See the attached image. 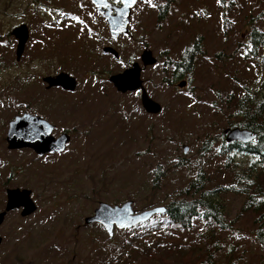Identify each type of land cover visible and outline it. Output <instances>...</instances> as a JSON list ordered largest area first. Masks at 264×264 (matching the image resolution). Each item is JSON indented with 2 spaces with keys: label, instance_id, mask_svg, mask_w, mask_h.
Instances as JSON below:
<instances>
[{
  "label": "rangeland",
  "instance_id": "rangeland-1",
  "mask_svg": "<svg viewBox=\"0 0 264 264\" xmlns=\"http://www.w3.org/2000/svg\"><path fill=\"white\" fill-rule=\"evenodd\" d=\"M20 25L29 37L15 61L10 32ZM252 30L264 32L261 0H142L131 10L128 34L116 42L85 0H0V212L7 189L30 190L36 206L28 217L21 210L6 214L0 264H103L106 257L138 259L150 247L161 253L193 247L207 231L202 222L180 230L155 215L109 237L84 219L99 203L131 201L136 212L164 207L198 170L211 188L244 165L237 155L225 163L219 150L233 98L264 80V49L252 54ZM106 46L118 59L102 52ZM186 49H195L192 61L167 83L170 63ZM143 50L156 60L140 77L161 106L157 115L143 111L139 92L120 93L108 82L140 64ZM59 73L75 79L73 92L45 89L42 78ZM23 113L50 123L54 138L67 134L64 151L38 157L8 150L7 124ZM216 198L225 227L218 251L204 264H264L249 219L239 215L243 196L223 191ZM160 261L151 264H167Z\"/></svg>",
  "mask_w": 264,
  "mask_h": 264
},
{
  "label": "trees",
  "instance_id": "trees-1",
  "mask_svg": "<svg viewBox=\"0 0 264 264\" xmlns=\"http://www.w3.org/2000/svg\"><path fill=\"white\" fill-rule=\"evenodd\" d=\"M261 3L264 4V0H261ZM249 37L252 54L256 49H264V32L252 30ZM194 52L195 49H186L179 61L170 63L171 78L166 80L167 83L174 82L177 76L181 75L180 72L183 73L187 69ZM233 100L234 105L229 113L228 128L247 130L255 134L256 138L247 144L223 143L219 154L226 156L225 163L232 161L231 155L245 158L244 165L233 173L228 182L214 184L211 188L208 187L205 171L198 170L187 186L180 190L179 197L164 205L165 213L157 215V218L163 221L164 226L189 230L193 223L198 221L204 224L207 231L199 234V241L187 251L170 249L161 253L159 249L153 250L154 247H150L147 251L141 250L138 259L130 260L133 257L130 255L124 258L106 257L103 264H151L152 261L162 259H165L167 264L168 262L169 264L209 263L211 257L218 251L220 233L225 227L223 206L216 198L217 194L223 191L243 196L239 215L249 219L255 240L264 251V80L257 88L246 89ZM229 101L227 98V103ZM204 150L207 151L206 148ZM126 241L135 244L136 247L138 245L132 239H126Z\"/></svg>",
  "mask_w": 264,
  "mask_h": 264
},
{
  "label": "water",
  "instance_id": "water-1",
  "mask_svg": "<svg viewBox=\"0 0 264 264\" xmlns=\"http://www.w3.org/2000/svg\"><path fill=\"white\" fill-rule=\"evenodd\" d=\"M95 7L97 12L101 14L107 24L110 38L115 40L121 35L128 34V24L131 9L135 4L142 0H112L120 3V7L113 8L114 14L111 15V8L108 7L107 0H88ZM10 35L16 41L15 61H19L25 44L28 40L29 33L25 25H20L11 30ZM102 52L109 54L115 58L118 57L117 51L112 47H103ZM140 65L137 62L121 73L111 75L108 82L113 88L120 93L139 91L140 105L143 111L150 115H157L161 112V106L153 101L145 91L142 80L140 78L142 67H149L156 63L155 58L149 50H143L139 57ZM42 82L46 88H59L65 92H73L76 88V81L73 77L66 73H59L55 76H47L42 78ZM185 81L177 84L178 88H183ZM54 127L46 120L29 113L14 116L7 124L5 142L8 150L28 149L41 157L50 154L62 153L68 144L70 137L67 134H61L54 138L52 131ZM226 143L240 142L243 144L250 143L255 140V134L239 129L226 128L223 130ZM187 147L183 148L186 153ZM6 203L4 210L0 212V226L3 223L8 212L21 210V217H28L36 211V206L31 198V192L27 189H7L5 191ZM165 213L164 207H153L151 209L136 212L132 208V202L127 201L121 205L110 206L105 203H99L94 209L92 216L84 219L86 225L99 224L103 227L109 237L113 235L115 230H127L139 224L149 221L155 215ZM2 239L0 238V244Z\"/></svg>",
  "mask_w": 264,
  "mask_h": 264
},
{
  "label": "flooded vegetation",
  "instance_id": "flooded-vegetation-1",
  "mask_svg": "<svg viewBox=\"0 0 264 264\" xmlns=\"http://www.w3.org/2000/svg\"><path fill=\"white\" fill-rule=\"evenodd\" d=\"M85 1H87L90 5H91V7L94 9V11L96 12V14H97V16L105 23V25H106V27H107V24H106V21H105V19H104V17L101 15V14H99L98 12H97V10L95 9V7L90 3V1H88V0H85ZM108 1V7L109 8H111V15H113L114 14V11L112 10L113 8H118V7H120V3H115V2H113L112 0H107ZM133 9V8H132ZM131 9V10H132ZM130 16H131V12H130ZM129 20H130V18H129ZM107 30H108V27H107ZM124 35H121V36H119L117 39H115V40H113V39H111L113 42H116L119 38H121V37H123ZM126 36V35H125ZM110 37V36H109ZM14 39V38H13ZM14 42H15V48H16V41H15V39H14ZM24 49H25V47H24ZM103 49V48H102ZM24 52V51H23ZM15 53V52H14ZM118 53V52H117ZM142 53V52H141ZM106 55H109V54H106ZM111 56V55H110ZM111 57H113V56H111ZM140 57V56H139ZM115 60L116 59H118V57L117 58H115V57H113ZM140 60V59H139ZM144 68V67H143ZM142 68V69H143ZM142 69H141V72H142ZM45 89L46 90H51V89H59V88H49V89H47L46 88V85H45ZM54 130V129H53Z\"/></svg>",
  "mask_w": 264,
  "mask_h": 264
},
{
  "label": "snow or ice",
  "instance_id": "snow-or-ice-1",
  "mask_svg": "<svg viewBox=\"0 0 264 264\" xmlns=\"http://www.w3.org/2000/svg\"><path fill=\"white\" fill-rule=\"evenodd\" d=\"M217 2H219V0H217Z\"/></svg>",
  "mask_w": 264,
  "mask_h": 264
}]
</instances>
